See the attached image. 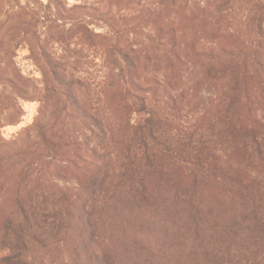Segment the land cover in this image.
Listing matches in <instances>:
<instances>
[{
  "label": "trees",
  "instance_id": "1",
  "mask_svg": "<svg viewBox=\"0 0 264 264\" xmlns=\"http://www.w3.org/2000/svg\"><path fill=\"white\" fill-rule=\"evenodd\" d=\"M22 1L0 0V264H264V0Z\"/></svg>",
  "mask_w": 264,
  "mask_h": 264
},
{
  "label": "rangeland",
  "instance_id": "2",
  "mask_svg": "<svg viewBox=\"0 0 264 264\" xmlns=\"http://www.w3.org/2000/svg\"><path fill=\"white\" fill-rule=\"evenodd\" d=\"M40 2H42L43 4L46 3L47 0H38ZM103 0H90L91 4H97V2H102ZM139 0H135V2L137 3ZM24 1L21 0V4L24 5ZM68 3L73 6V5H78L79 3L76 2L75 0H68ZM14 62L17 65V68L20 70V72L22 73V75L31 80L32 84V96L35 97L37 96L38 92L36 90H42L43 85H42V75L39 71V69L34 65V63L30 60V53L26 48H20L19 50H17L16 52V58L14 60ZM201 92H203V89L201 90ZM206 93V94H205ZM210 92H203L200 95V100L198 98L193 99L192 97H188V104L190 106V110L189 111H184L183 113L181 112H174L173 114L176 116V121H178V125H181L183 127H188L190 126L196 119H198V113L201 114L205 108L208 106V104L213 100L210 96ZM23 111H24V115L23 117L20 119L19 123L16 124H12L9 126H5L2 130H1V134L2 137L4 138V140L6 141H12L13 139L17 138L18 135L22 132L23 129L28 128L30 126H32L36 119L38 118V110L40 108V105L38 102L36 101H21L20 102ZM186 105V103H185ZM196 110V111H195ZM59 165H57V168L54 167L53 170L56 169L57 172H59ZM51 170L48 172H52ZM53 171V172H56ZM58 174V173H56ZM61 176V179H59V181H57L56 183H59L60 187L65 186L66 188H69L71 193H76V185L69 180L66 179H62V175H58ZM65 178L67 177V173L64 174ZM204 185L201 186L202 188V194H221V192L217 189V187L215 186V184L212 181H208L206 183H203ZM223 194V192H222Z\"/></svg>",
  "mask_w": 264,
  "mask_h": 264
}]
</instances>
